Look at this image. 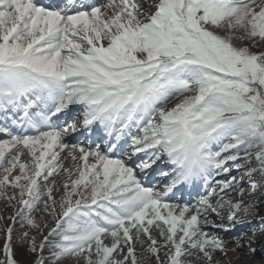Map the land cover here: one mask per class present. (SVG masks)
Returning a JSON list of instances; mask_svg holds the SVG:
<instances>
[{"label":"snow or ice","instance_id":"snow-or-ice-1","mask_svg":"<svg viewBox=\"0 0 264 264\" xmlns=\"http://www.w3.org/2000/svg\"><path fill=\"white\" fill-rule=\"evenodd\" d=\"M261 43L264 0H0V264L18 221L33 264L227 255L264 197Z\"/></svg>","mask_w":264,"mask_h":264},{"label":"bare ground","instance_id":"bare-ground-1","mask_svg":"<svg viewBox=\"0 0 264 264\" xmlns=\"http://www.w3.org/2000/svg\"><path fill=\"white\" fill-rule=\"evenodd\" d=\"M243 43H244V45L246 44V45L251 47V41H247V40L242 41V42H240V41L238 42L237 41L238 46L243 45ZM251 50L254 51V52H258L259 48L258 47H252ZM174 103H175V101H174ZM22 160L27 161L28 158L27 157H22ZM62 163H63V167L64 168H72L74 166V163H73V161L70 158L63 159ZM236 173H237L236 171H233V175H236ZM15 174H17V173H14V175ZM63 178L64 177L61 176V179H63ZM260 191H263V190H260ZM9 192H11V189L9 190ZM56 196H57V198H59V193H56ZM0 201L1 202L3 201L2 203L4 204V210H5L4 211V215H3L2 219L0 220V243H4V233H3L2 228H3V225H5L7 227L11 225L12 222L8 218L14 215L15 207L10 206L6 202L5 198H0ZM248 202H249L248 200H245V203H248ZM258 203L260 204V208H259L258 212H262L263 213L264 212V197H259L258 198ZM16 207H19V205H16ZM258 212H254L252 215H255ZM47 222H48L49 228L52 227L53 222H52V218L50 216L47 217ZM249 227H250V224H246L243 227H241V229L238 230V231H246L247 228L249 229ZM23 231H30V234L33 233L32 232L33 230H29L27 227L22 229L20 227V222L18 221L15 224L14 231H13V241H14V245H15V258L19 261V264H28V262L34 260L35 257L29 253V251L27 250V245H25L24 247H20L18 245V238L20 237V235H21V233ZM46 232H47V230H45V234H46ZM151 234H152L153 237L157 238L158 241H160L158 230L154 229L151 232ZM225 234H226V237H228V238H230L232 235H234L233 232L232 233H225ZM262 241H264V235H260L256 239L254 238V243L253 244L254 245L258 244L259 245V244L262 243ZM105 243L106 244H110L111 243L110 238L105 240ZM225 248H226V251H227V255H222L219 251H217L216 253L213 254V264H226L227 260L229 258L233 259L235 264H264V257H259V255H258L257 263H255L253 258H252V255H250L247 252H245V253H247L245 255H248V259L249 260L245 261L244 263L240 262V260L242 261L243 253L240 256H235L236 254L234 255V253H236V252H234L235 250H233L234 249V245L227 246ZM135 250H136V254H137L138 257L144 254V248H141L138 244L135 245ZM242 251H244V250H242ZM45 255H47V252H45ZM114 256H115V253H114ZM201 256H202V254L196 253L193 256L186 257V258H183V259L186 260L187 264H207L206 261H204L202 258H200ZM117 258L118 259H122V256H119ZM93 259H95V256H93ZM161 259L162 260L165 259L163 253H161ZM65 264H70V262L68 260H66ZM81 264H83V260H81ZM148 264H155V260L154 259H149L148 260Z\"/></svg>","mask_w":264,"mask_h":264},{"label":"rangeland","instance_id":"rangeland-1","mask_svg":"<svg viewBox=\"0 0 264 264\" xmlns=\"http://www.w3.org/2000/svg\"><path fill=\"white\" fill-rule=\"evenodd\" d=\"M104 2H106V0H104ZM156 2H158V0H152V3H153V5L156 3ZM148 11H149V13H151V11H154V7L152 8V9H147ZM239 42V41H238ZM241 42V41H240ZM246 45V44H245ZM241 46H244V43H243V45H241ZM259 51H262V50H264V43H261L260 45H259ZM174 103V102H173ZM170 106H172V105H169V107ZM253 163H255V161H253ZM235 171V170H234ZM236 175H238L237 173H236ZM260 190H263L264 191V189H260ZM3 202V201H2ZM1 201H0V220L2 219V217H3V215H4V204L2 203ZM261 217H264V212L262 213V212H258V213H256L255 215H251L248 219H251L252 220V223L250 224V227H249V229L247 228V230L246 231H238V230H240L241 229V226H238L236 229H235V231H233V233H234V235H232V236H236V235H238L239 233H241V232H244V233H246V235L244 236V240H248V239H253L254 240V238L256 239L257 237H259L261 234H257L256 236H252V230L253 229H258L259 228V223H258V221L261 219ZM53 226V225H52ZM243 227V226H242ZM7 228V226H5V225H3V228H2V230H3V233H4V230ZM33 233L31 234V235H35L36 233H35V231L33 230L32 231ZM232 233V232H231ZM153 234V233H152ZM220 235H224L225 237H226V234L225 233H220ZM231 236V237H232ZM37 240L39 241V238L37 237ZM228 241V242H227ZM226 242L227 243H225V247H227V246H232V245H234L232 242H231V240H230V238H228V237H226ZM2 245H3V243H0V260H2V259H4V255H3V251H2ZM252 247H254V248H256L257 249V253H255V255H252V258H253V260H254V262L255 263H257V260H258V255H259V257H264V241H262V243L261 244H253L252 245ZM242 250H244V251H242ZM234 252H236V253H234V255L235 256H240L242 253H243V257H242V261L240 260V262H245V261H248L249 259H248V255H245V254H247L248 253V247H241V248H239V249H236ZM245 252H247V253H245ZM253 262V263H254ZM154 263V262H153ZM28 264H33V260L32 261H30V262H28ZM226 264H235V262H234V260L233 259H228L227 260V263Z\"/></svg>","mask_w":264,"mask_h":264}]
</instances>
